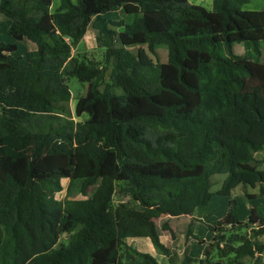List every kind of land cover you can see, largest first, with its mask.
Listing matches in <instances>:
<instances>
[{
    "label": "trees",
    "instance_id": "trees-1",
    "mask_svg": "<svg viewBox=\"0 0 264 264\" xmlns=\"http://www.w3.org/2000/svg\"><path fill=\"white\" fill-rule=\"evenodd\" d=\"M52 1L0 0L7 34L37 47L26 54L35 76L24 78L16 46L0 43V264H161L127 245L137 238L175 264L149 211L190 216L238 187L249 201L264 199L254 157L264 152V10H245L249 0H212L211 10L188 0H59L51 12ZM117 11L131 23L102 19ZM98 22L109 35L102 60L72 55ZM43 67H57L56 77L40 81ZM70 78L86 85L79 122ZM65 179L70 197L58 201ZM161 229L174 238L168 223ZM208 229L204 258L180 264H264L255 207L240 222L230 200Z\"/></svg>",
    "mask_w": 264,
    "mask_h": 264
},
{
    "label": "crops",
    "instance_id": "crops-1",
    "mask_svg": "<svg viewBox=\"0 0 264 264\" xmlns=\"http://www.w3.org/2000/svg\"><path fill=\"white\" fill-rule=\"evenodd\" d=\"M78 0H71L72 3H77ZM190 4L195 6L203 7L206 10H211L212 7V0H188ZM60 6L59 0H53L51 5V12H55ZM248 11H262L264 10V0H249L248 4L244 8ZM102 19L111 21V22H119V21H125L126 23H131L132 17L122 14L121 12H111L107 13L102 16ZM11 19L0 13V43L10 44L16 46V51L12 54L14 57L21 59V65L23 67L22 69V76L24 78H32L35 76L34 70L28 66L26 61V54L35 52L37 50V47L34 43L27 39H23L22 41H15L11 36L7 34V31L9 30L11 26ZM111 30L114 31L116 34L121 32V28L117 27H111ZM115 44V42H114ZM109 45V35L107 34L103 23L98 22L97 24L90 23L88 26L86 33L84 37L80 40L78 45L72 50V55L76 54H85L88 58L93 59V54L95 52H99L100 55H102ZM236 47H239L238 51L236 50ZM260 54L261 57H264V44L259 45ZM233 51L236 55L242 56L244 55V48L241 44H235L233 46ZM70 68V63L66 64V69ZM57 67H43L38 70L40 81H43L47 78L54 79L56 77ZM86 88V85H84ZM78 99L76 100H70L69 108H75L76 103ZM81 118L86 119L87 116L83 115ZM63 181L68 180H62V186ZM68 183V182H67ZM260 201L259 206H253L256 208L258 214L261 217H264V199L256 198ZM261 206V207H260ZM201 207H197L192 215L190 216H180V217H168L167 222L169 224V227L174 233V238H171L170 235L163 236L155 221L148 215V217L156 224V227L159 231L160 240L161 242L173 253L174 255V263L180 264V262L183 260L184 256L186 255L188 258L194 259V260H201L204 258L205 251L207 250L208 244L211 242L214 234L209 231L208 224L210 214L206 212H201ZM228 207V206H227ZM251 207V205H250ZM250 207L247 208V213L243 217V219H240L238 214V220L240 222H245L249 216L250 213ZM260 207V209H259ZM227 211V210H226ZM237 213V212H236ZM226 212L224 214H220L217 221L224 218ZM160 218V215L159 217ZM171 219V221L169 220ZM163 225V224H162ZM188 226L191 227L190 235L186 236ZM179 231V234L177 233ZM169 233V232H168ZM198 240H197V239ZM128 241V242H127ZM253 241L257 244H264V235L257 236L253 238ZM126 243H137L138 247L136 248L137 251L142 253H151L152 256L161 263L165 258L163 256L155 255L153 252L152 244L150 243V240L147 238H137V239H127ZM145 250H141V249ZM161 264H167L166 259L164 260V263ZM195 264V263H193ZM221 264H227V260L221 261ZM237 264H260L257 259H249L244 258Z\"/></svg>",
    "mask_w": 264,
    "mask_h": 264
},
{
    "label": "rangeland",
    "instance_id": "rangeland-1",
    "mask_svg": "<svg viewBox=\"0 0 264 264\" xmlns=\"http://www.w3.org/2000/svg\"><path fill=\"white\" fill-rule=\"evenodd\" d=\"M238 49H239V47H236L237 51H238ZM157 51L159 54L160 63H165L166 62V55H167L166 48L164 46H159V47H157ZM93 57L94 58L92 60L101 61L103 54L100 55L99 52H95L93 54ZM153 71H154L153 68H151L147 71V74L150 75V74H152ZM67 85H68L70 93H71V100H76L79 97H82L86 94L85 86L83 84L79 83L74 78H70ZM74 109L75 108L70 107V115L73 118V120L78 121V122L84 120L83 118H77L75 116ZM254 157H255V160L257 162H260L258 164V167L260 169H264V152H258L254 155ZM221 179H222V176H215L212 180L220 183ZM67 182L63 181V190L59 193H56V195H55V197L58 201H64L66 199H69V197H70V196H68L69 181H67ZM219 183L214 185L212 187V190H216L217 188H219V186H220ZM248 193L255 195L258 193V190L257 189H248ZM72 199L83 200L85 198L82 197L80 194H77V195L73 196ZM230 200H235L236 212H237L240 219H243V217L247 213V208H249L250 205H251V207H253V206L257 207L261 204L258 199H254L252 201H249L245 197L244 192H242V190L239 187L234 189L230 196H216L215 195L211 198L210 202L206 206L201 208V212H206V213H208V215L210 214V217L208 218L210 222L207 223L208 225L217 222L219 215L224 214L226 212L227 206H228V203ZM130 206L134 210H142L136 203H131ZM260 207H259V209H260ZM148 215L155 221L160 233L163 236L170 235L167 231H162V229H161L162 224L167 222L166 220L168 217L160 215L153 210L149 211ZM159 215H160V218H158ZM169 220L171 221V219H169ZM177 233L179 234V231H177ZM66 241H67V236H65V235H63L59 240L60 243H64V244L66 243ZM127 245H130L135 249L138 247L137 243H135V244L134 243H127ZM141 250H145V249L143 248ZM153 252L155 255L160 256V254H158L155 249L153 250ZM147 254L152 256L151 253H147ZM164 260L161 263H164Z\"/></svg>",
    "mask_w": 264,
    "mask_h": 264
},
{
    "label": "built area",
    "instance_id": "built-area-1",
    "mask_svg": "<svg viewBox=\"0 0 264 264\" xmlns=\"http://www.w3.org/2000/svg\"><path fill=\"white\" fill-rule=\"evenodd\" d=\"M56 198V197H55Z\"/></svg>",
    "mask_w": 264,
    "mask_h": 264
}]
</instances>
